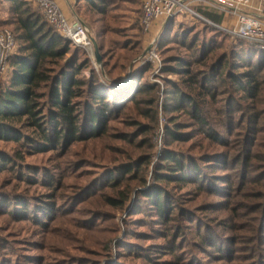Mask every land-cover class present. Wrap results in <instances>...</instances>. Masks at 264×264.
Wrapping results in <instances>:
<instances>
[{"label":"rangeland","instance_id":"1","mask_svg":"<svg viewBox=\"0 0 264 264\" xmlns=\"http://www.w3.org/2000/svg\"><path fill=\"white\" fill-rule=\"evenodd\" d=\"M79 3L78 13L89 36L99 50L105 43L101 63L93 41L86 47L73 43L74 53L78 49L86 53L78 51L77 58L90 60L81 76L90 78L93 70L101 83L124 90L135 79L139 84L158 83V123L152 136L140 132L135 121H151L144 115L149 110L146 96L138 95L139 101L118 105L107 131L99 137L53 150L0 140V152L11 160L4 164L0 159V264H264V71L256 111L249 109L252 103L241 90L235 91L229 83L221 85L206 106L214 123L208 136L194 119L169 110L167 104L173 101L168 94L181 77L164 72V65L157 72L144 52L158 29L163 60L177 56L192 62L201 39L217 40L221 53L233 50V42L215 38L212 28L191 16L159 21L146 33L141 27L140 0H108L105 16L84 0ZM9 7L0 0V29L14 31ZM233 20L229 16L224 23L234 28ZM104 29L107 35L100 37ZM124 44L133 49H123ZM122 64L127 71L118 83L109 72L112 65ZM144 68H149L145 77L136 78ZM251 113L261 119L255 123ZM171 116L183 124L184 139L168 137ZM167 139L178 158L199 166L200 183L194 181L192 171L193 181L187 183L156 179L155 168ZM147 154L153 155L151 163L137 169ZM245 156L248 162L242 164ZM160 188H166L172 206L164 218L143 194Z\"/></svg>","mask_w":264,"mask_h":264},{"label":"trees","instance_id":"2","mask_svg":"<svg viewBox=\"0 0 264 264\" xmlns=\"http://www.w3.org/2000/svg\"><path fill=\"white\" fill-rule=\"evenodd\" d=\"M6 1L13 15L12 32L16 38V49L8 59V75L0 79V140L16 142L33 149L53 150L64 148L75 141L99 137L107 131V123L113 119L118 105L124 100L135 103L139 101L138 95L146 96L144 102L149 110L144 111V115L151 124L138 120L135 123L141 127V133H149L152 136L158 123V83L145 80L139 84L135 79V83L124 90L114 83H101V76L93 70L90 78L82 77L81 74L88 67L90 60H79L77 53L79 51L86 54L85 51L78 49L74 53L73 43L64 38L30 0ZM84 1L103 16L109 12L108 0ZM141 10L142 17V4ZM197 10L216 23L221 24L224 19L223 15L214 10L202 6ZM173 19L171 22L177 18ZM196 21L212 28L215 38L224 37L231 40L233 50L221 53L222 44L217 40L211 39L209 43L208 40L201 39L198 53L192 55V62L179 56L162 59L164 72L175 73L181 77L180 84H172L168 95L173 103L167 105L172 113L182 112L194 119L200 131L211 136L214 123L206 106L210 104L209 99L214 100L217 97L216 93L221 85L229 83L235 91L241 90L244 97L252 103L249 109H258L262 92L260 75L264 71V50H258L244 40H235L227 32L207 22L199 19ZM141 27L143 29L142 24ZM171 30L173 31V27ZM106 31L102 30L100 37H106ZM180 39L184 40V37ZM104 48L105 43L101 42L100 50ZM122 48L128 51L133 49L126 44ZM158 52L160 53L159 49ZM70 53H73V56L68 58ZM254 59H257V62L253 64ZM149 63L155 68L152 62ZM105 65H109V60L105 61ZM117 68L120 69L116 71ZM110 69V78L119 83L127 71V65H112ZM148 70L149 68L140 70L136 78L139 75L144 78ZM88 97L90 101L86 100ZM77 99L85 100L77 102ZM249 115L255 123L261 119L259 114ZM177 120L175 116L169 118L168 137L175 140L184 139L180 132L183 124ZM168 146L167 139L159 166L155 168L156 179L187 183L193 181L190 178L192 171L196 177L194 181L200 183L199 166L185 158H178L179 154L169 150ZM5 155L0 152L1 161L10 164V158H5ZM152 156H144L137 169H140L141 165L149 166ZM243 159L242 164L248 162V157ZM136 165L133 164V167ZM133 167L126 169L131 171ZM143 194L151 199L153 208L163 218L170 214L172 206L167 199L166 188H160L156 192L144 191ZM214 245L215 243L212 246Z\"/></svg>","mask_w":264,"mask_h":264},{"label":"built area","instance_id":"3","mask_svg":"<svg viewBox=\"0 0 264 264\" xmlns=\"http://www.w3.org/2000/svg\"><path fill=\"white\" fill-rule=\"evenodd\" d=\"M42 11L48 22L62 36L79 46H89V28L84 22L75 18L70 20L62 11L56 0H33ZM143 30L149 33L159 21L167 18L191 16L202 20L230 34L235 40H244L258 50H264V0H141ZM223 15L221 24L206 18L196 7ZM233 16L234 28L224 23L226 17ZM162 28V26H161ZM159 32L149 40L144 57L155 65L156 71L161 70L163 61L158 52ZM16 49V38L11 30L0 29V79L9 72L8 59Z\"/></svg>","mask_w":264,"mask_h":264},{"label":"crops","instance_id":"4","mask_svg":"<svg viewBox=\"0 0 264 264\" xmlns=\"http://www.w3.org/2000/svg\"><path fill=\"white\" fill-rule=\"evenodd\" d=\"M56 2L65 13V15L71 20L79 17V19L82 18L81 16H79L77 9L78 5L80 4L79 0H56Z\"/></svg>","mask_w":264,"mask_h":264},{"label":"water","instance_id":"5","mask_svg":"<svg viewBox=\"0 0 264 264\" xmlns=\"http://www.w3.org/2000/svg\"><path fill=\"white\" fill-rule=\"evenodd\" d=\"M171 20H173V17H172V16H170L169 18H167V20H166L165 22H168V21H171ZM84 24L87 25L86 23H84ZM94 44H95V49H96V52H95L96 59H97V61H98L99 63H101V61H102V56H101V54H100L99 46H98L96 40H94ZM147 51H148V49H146L144 53H146Z\"/></svg>","mask_w":264,"mask_h":264},{"label":"bare ground","instance_id":"6","mask_svg":"<svg viewBox=\"0 0 264 264\" xmlns=\"http://www.w3.org/2000/svg\"><path fill=\"white\" fill-rule=\"evenodd\" d=\"M89 37H90V36H89ZM94 40H95V39H91V37H90V43H89V44L91 45L92 41H93V44H94ZM90 45H89V46H90ZM94 49H95V44H94ZM95 52H96V49H95Z\"/></svg>","mask_w":264,"mask_h":264}]
</instances>
